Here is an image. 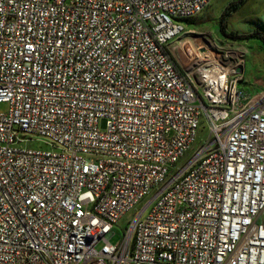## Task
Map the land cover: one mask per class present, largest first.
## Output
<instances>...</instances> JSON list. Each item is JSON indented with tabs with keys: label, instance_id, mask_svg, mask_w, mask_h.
Segmentation results:
<instances>
[{
	"label": "built area",
	"instance_id": "2783aa9c",
	"mask_svg": "<svg viewBox=\"0 0 264 264\" xmlns=\"http://www.w3.org/2000/svg\"><path fill=\"white\" fill-rule=\"evenodd\" d=\"M213 2L0 0V264H264V96L170 50Z\"/></svg>",
	"mask_w": 264,
	"mask_h": 264
},
{
	"label": "rangeland",
	"instance_id": "374dc122",
	"mask_svg": "<svg viewBox=\"0 0 264 264\" xmlns=\"http://www.w3.org/2000/svg\"><path fill=\"white\" fill-rule=\"evenodd\" d=\"M245 1V4L242 5L241 0H214L210 7L201 15L192 19L190 22H183L187 29H192L191 27L196 28H194V32L190 35V41H185L188 37L185 36L182 40L176 41L170 46V50L174 53L177 65L181 71L187 72L190 68L194 69L196 55L200 52L205 53L210 51L212 54L214 52H216V54L230 53L231 62L235 63L239 61V59H243L239 54V49L245 50L246 47H248L249 50L245 55L247 78H249L250 75L252 82L261 80L262 83L259 84L260 86L258 88L260 90L264 89V42L258 39L244 42L235 41L229 39L221 31L222 21L224 19L223 25H225V31L227 33L233 31L239 32V34H245L259 31L264 35V0ZM232 4L238 6V8L233 11L231 15L225 17V11ZM180 42L184 47L180 48ZM238 88H246L254 93L249 85L240 84ZM9 110V104H0L1 113H8ZM100 129H106V120L100 122ZM208 130V124L203 121L201 130L194 144V150L200 148L207 139L209 136ZM31 138L32 140L23 144V147L41 150H50L52 148L50 146V141L44 137L32 136ZM191 154L192 152L188 155ZM183 164L184 161H181L180 165ZM151 197L152 196H149L145 201L140 203L115 226L114 231L109 235V241L112 244H119L122 241V236L127 232L129 223L134 220L135 216L143 209Z\"/></svg>",
	"mask_w": 264,
	"mask_h": 264
},
{
	"label": "crops",
	"instance_id": "0c3cea01",
	"mask_svg": "<svg viewBox=\"0 0 264 264\" xmlns=\"http://www.w3.org/2000/svg\"><path fill=\"white\" fill-rule=\"evenodd\" d=\"M188 21H191V20H188ZM191 28L192 29H189V30H195L194 28H196V27H191ZM239 50H240L239 51V54L243 57V59L245 61V55L248 52L249 48L246 47L245 50H241V49H239ZM245 63L246 62H244V66H243V68L241 70V74L243 75V81L240 82L239 85L240 84L249 85L253 89L254 93H252L249 89H246V88H244V89H240L239 88V90L245 96H249L251 98H257V97H260V96H264V89L263 90H260L258 88L260 86L259 84H261L262 81L261 80H256L255 82H252V78L250 77V75H249V78H247V69H246Z\"/></svg>",
	"mask_w": 264,
	"mask_h": 264
},
{
	"label": "trees",
	"instance_id": "16d2710c",
	"mask_svg": "<svg viewBox=\"0 0 264 264\" xmlns=\"http://www.w3.org/2000/svg\"><path fill=\"white\" fill-rule=\"evenodd\" d=\"M245 0H241V3L242 5L245 4ZM238 8V6L232 4L230 5L227 10L225 11V17H228L229 15H231V13L233 11H235L236 9ZM188 21V20H187ZM190 22V21H188ZM222 26H221V31L224 33L225 36H227L229 39H232V40H235V41H240V42H244V41H249V40H252V39H258V40H261L262 42H264V35L259 32V31H255V32H249V33H243V34H239V32H229L227 33L225 31V25L224 24V19L222 21Z\"/></svg>",
	"mask_w": 264,
	"mask_h": 264
},
{
	"label": "bare ground",
	"instance_id": "6f19581e",
	"mask_svg": "<svg viewBox=\"0 0 264 264\" xmlns=\"http://www.w3.org/2000/svg\"><path fill=\"white\" fill-rule=\"evenodd\" d=\"M193 56V55H192Z\"/></svg>",
	"mask_w": 264,
	"mask_h": 264
}]
</instances>
